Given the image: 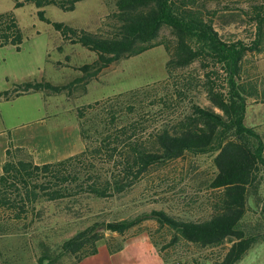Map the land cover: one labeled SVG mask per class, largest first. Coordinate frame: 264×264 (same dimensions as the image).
Returning <instances> with one entry per match:
<instances>
[{
  "label": "trees",
  "instance_id": "1",
  "mask_svg": "<svg viewBox=\"0 0 264 264\" xmlns=\"http://www.w3.org/2000/svg\"><path fill=\"white\" fill-rule=\"evenodd\" d=\"M80 1L25 0L37 9L54 5L63 11H73ZM113 3L106 29L96 32L50 22L39 10V19L51 24L62 40L96 58L76 68L80 75L65 84L26 81L0 92V99L37 91L69 93L77 85L86 93L88 82L103 70L159 46L167 54L166 78L76 108L84 150L72 157L36 165L26 149L10 143L0 175V237L28 229L49 205L62 207L64 217L76 219L84 201L115 200L147 182L152 170L186 155H208L214 173L198 200L197 219L150 210L129 218L92 220L59 242L41 236L35 242L36 264H78L96 255L101 241L109 253L118 252L125 240L113 243L114 238L104 233L123 237L146 221L169 230L167 247L182 241L207 253L193 259L194 264H237L254 244L264 241V222L245 221L249 198L257 196L264 179V145L258 132L244 125L248 102L264 104V88L259 89L243 69L245 56L264 47V0L239 9L254 26L249 44L222 39L215 19L229 9L220 7L218 0ZM164 29L171 37L161 36ZM22 41L14 16L0 14V48L19 50ZM196 62L202 67V80L191 72L183 74ZM199 85L208 106L197 101ZM151 243L158 247L155 240Z\"/></svg>",
  "mask_w": 264,
  "mask_h": 264
},
{
  "label": "rangeland",
  "instance_id": "2",
  "mask_svg": "<svg viewBox=\"0 0 264 264\" xmlns=\"http://www.w3.org/2000/svg\"><path fill=\"white\" fill-rule=\"evenodd\" d=\"M113 1L83 0L75 4L73 11H63L54 5L37 9L34 4L25 0H0V14L11 13L14 16L23 38L19 50L12 46L0 48V88H12L26 81H38L35 77L40 75L62 83L80 75V72L73 71L72 66L80 67L91 63L95 53L75 45L66 46L60 54L55 48L61 41L59 32L51 24L41 21L37 12L42 10L50 22L62 23L73 29L104 31L107 15L114 10ZM254 1L256 0H218L220 7L226 6L229 9L219 12L215 19V27L224 41L249 44L253 39L254 26L246 22L239 9H245ZM16 3L23 5L15 7ZM161 36L171 37L165 29ZM44 48H48L49 52L48 57L44 56L42 59L38 54ZM65 55H69L70 66L55 69L54 62L59 60L64 63ZM166 61L167 54L164 48L159 46L111 65L97 78L88 82L86 93L80 85L71 92L64 93V97H70L65 105L68 109L72 108L73 112L67 111L57 121L77 122L75 110L80 106L163 81L166 78ZM243 69L246 77L255 82L259 89L264 88V47L260 53L253 52L245 56ZM189 72L202 80L203 70L198 62L187 68L183 74ZM196 88L200 90L197 101L203 106H208L201 86ZM49 119L51 123L56 122L53 117ZM244 125L254 128L264 145V104L253 103L252 100L248 102ZM211 159L208 155H186L183 159L169 162L152 170L147 182L138 185L124 196L110 201H84L76 219L64 217L66 210L62 207L49 205L41 220L35 219L36 222L28 229L20 230L17 235L0 237V262L5 260L9 264H36L38 252L35 242L41 236H48L49 241L53 243L59 242L72 236L92 220L129 218L150 210H165L185 220L197 219L201 216L198 200L206 194L204 184L214 173ZM249 207L245 221L251 224L263 223L264 179L260 182L257 196L249 198ZM141 234L148 236L150 242L155 240L158 243V247H153L163 264H194L193 259L207 254L182 241L167 247L171 239L169 230L158 229L154 221H146L141 228L133 229L123 237L105 232L106 238H114L113 243L127 240L122 243V249L109 253L105 242L101 241L97 244V254L84 259L80 264H152L151 253L142 240H129L135 236L139 238ZM29 236L35 237L30 239ZM237 264H264V241L254 244Z\"/></svg>",
  "mask_w": 264,
  "mask_h": 264
},
{
  "label": "crops",
  "instance_id": "3",
  "mask_svg": "<svg viewBox=\"0 0 264 264\" xmlns=\"http://www.w3.org/2000/svg\"><path fill=\"white\" fill-rule=\"evenodd\" d=\"M66 46L74 47L75 45H70L61 38L55 48L61 54ZM48 52L49 49L44 48L38 55L43 59L44 56L48 57ZM69 64V55H65L64 63L57 60L53 65H55V69H60L69 67ZM72 68L75 73L79 72L76 70L78 67L72 66ZM35 78L38 81H47L54 85L65 84L45 75ZM9 89L11 88H0V92ZM64 93L52 94L37 91L10 100L0 99V175L5 161V152L10 143L14 147L26 149L36 165L61 161L84 150L78 122L57 121L64 113L72 111V108L68 109L65 105L70 97L66 98V95L64 97ZM52 108L53 110H51ZM51 117L55 118L56 122L51 123L49 119ZM136 238L141 239L151 253L152 264H163L148 236L141 234L139 238L135 236L129 240Z\"/></svg>",
  "mask_w": 264,
  "mask_h": 264
}]
</instances>
